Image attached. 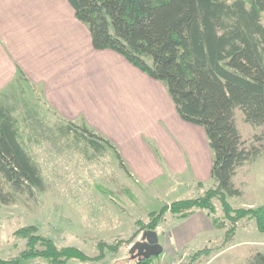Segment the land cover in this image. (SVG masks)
<instances>
[{"label": "trees", "instance_id": "16d2710c", "mask_svg": "<svg viewBox=\"0 0 264 264\" xmlns=\"http://www.w3.org/2000/svg\"><path fill=\"white\" fill-rule=\"evenodd\" d=\"M67 1L75 17L86 24L95 49L114 50L163 81L179 116L204 127L212 150V183L198 196L163 203L146 219H137L138 226L131 236L114 244L97 241L99 253L95 256L74 245L58 246L52 237L39 233L34 224L21 225L13 234L24 239L25 247L13 258H0V264H27L37 258L45 264H66L69 259L81 264L98 261L105 249L115 252L143 230H155L167 212L173 219H184L201 209L215 228L224 229L217 245L193 252L188 264L231 241L241 219L254 220L256 228L264 231V204L233 207L227 200V195L241 193L232 180L237 168L264 152V0ZM19 77L27 80L23 74ZM30 85L39 91L36 85ZM7 99L4 91L0 92V203L13 204L20 194L43 192L45 182L39 164L19 140L21 125L14 113L16 107ZM235 108L245 122L261 127L253 136L255 141L263 140L260 146L243 145L234 121ZM56 126L61 131L64 128L66 135L73 132L76 140H85L79 148L88 159L111 148L127 171L109 140L84 122L64 120ZM88 148L97 154L88 153ZM214 199L219 203L220 215ZM132 257L131 264H157V255ZM244 264H264V249L251 253Z\"/></svg>", "mask_w": 264, "mask_h": 264}, {"label": "rangeland", "instance_id": "374dc122", "mask_svg": "<svg viewBox=\"0 0 264 264\" xmlns=\"http://www.w3.org/2000/svg\"><path fill=\"white\" fill-rule=\"evenodd\" d=\"M62 1L66 6L64 9L60 7L59 15L67 18L74 14V10L67 0ZM261 22L264 25V11ZM146 60L151 63L149 57ZM98 63L92 76L100 93V101L98 110L90 116L122 117L119 124L107 118L99 124L103 128L108 124L119 125L120 128H109L107 132L131 158V164L136 165L146 182L131 177L122 156L127 171L109 147L96 158L88 159L79 148L83 147L85 140L82 137L76 140L73 132L66 135L64 128L59 130L56 125L64 122V119L57 117L42 103L38 89L30 85L32 82L17 77L8 84L4 93L8 102L16 107L14 113L21 125L19 140L39 164L45 190L36 192L34 196L20 194L13 204L0 203L2 259L17 256L25 247L24 239L13 234L17 227L25 224L36 225L39 233L52 237L58 246L74 245L87 255L95 256L99 253L97 241L114 244L120 238L131 236L138 226L137 219H146L150 211L159 210L163 203L198 196L212 183V150L204 127L179 116L165 83L130 62L120 66L104 56L99 57ZM234 121L244 146L249 147L252 143L261 145L263 140L255 141L253 138L261 127L245 122L238 108L234 109ZM164 131L171 133V138L179 141L186 152L195 151L200 175L205 177L202 184L196 182L191 185L193 173L188 164L184 170L176 173L168 169L165 159L170 158L173 152L172 140L169 139V142L166 139ZM147 148L150 149L151 159ZM88 149V153L97 154L92 148ZM137 152L143 155V167L134 156ZM232 180L241 191L237 196L227 195L233 207L264 204V152L238 167ZM213 202L217 215H220L218 201L214 199ZM202 216L204 223L195 239L200 247H182L168 262L156 258L157 264H171L178 258L185 259L181 264H188L193 252L221 241L224 229L215 228L207 214ZM187 222V219H172L168 212L163 216L155 229L158 241L163 246V251L157 257L166 255L167 245H172L168 235L172 226L186 227ZM140 235L141 232L133 241L139 239ZM133 241L121 244L115 252L105 249L101 260H92L88 264H131L132 255H136L129 253ZM262 249L264 231L256 228L254 220L241 219L237 222L231 241L210 255L196 258L194 264H244L251 253ZM44 262L42 258L26 261L27 264ZM66 264L81 262L69 259Z\"/></svg>", "mask_w": 264, "mask_h": 264}, {"label": "crops", "instance_id": "0c3cea01", "mask_svg": "<svg viewBox=\"0 0 264 264\" xmlns=\"http://www.w3.org/2000/svg\"><path fill=\"white\" fill-rule=\"evenodd\" d=\"M65 6L62 0H0V92H5L19 73L23 74L27 79L24 81L32 82L39 88L40 99L49 110L64 120L84 122L97 134L110 139L126 162L129 175L146 182L136 165L131 164V158L107 132L109 128H120L119 125L108 124L103 128L99 124L105 118L119 124L122 117L90 116L98 110L100 101V93L92 76L99 64V57L106 56L120 66L129 62L114 50L95 49L85 25L74 14L67 18L59 15L60 7L64 9ZM164 136L169 142V139L172 140L173 152L170 158L165 159L168 169L176 173L184 170L188 164L193 173L191 185L205 181V177L200 175L195 151L186 152L179 141L171 138V133L164 131ZM149 150L147 148L150 157ZM134 156L143 167L142 153L137 152ZM204 214L203 210L197 209L184 218L188 220L186 227L172 226L168 233L172 245L165 244L168 253L158 256L157 260L168 262L182 247L199 248L195 239L204 223ZM189 222L192 223L188 225Z\"/></svg>", "mask_w": 264, "mask_h": 264}, {"label": "water", "instance_id": "95a60500", "mask_svg": "<svg viewBox=\"0 0 264 264\" xmlns=\"http://www.w3.org/2000/svg\"><path fill=\"white\" fill-rule=\"evenodd\" d=\"M161 252L162 245L158 241L157 232L151 229L143 230L140 238L135 240L129 248V253L142 257L159 255Z\"/></svg>", "mask_w": 264, "mask_h": 264}, {"label": "built area", "instance_id": "2783aa9c", "mask_svg": "<svg viewBox=\"0 0 264 264\" xmlns=\"http://www.w3.org/2000/svg\"><path fill=\"white\" fill-rule=\"evenodd\" d=\"M184 262H185L184 258H178L177 260H174L173 262H171V264H181Z\"/></svg>", "mask_w": 264, "mask_h": 264}]
</instances>
